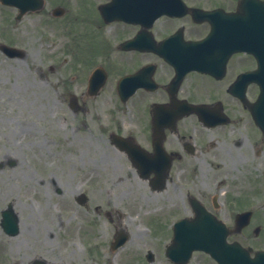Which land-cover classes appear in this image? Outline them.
Instances as JSON below:
<instances>
[{
    "label": "flooded vegetation",
    "instance_id": "1",
    "mask_svg": "<svg viewBox=\"0 0 264 264\" xmlns=\"http://www.w3.org/2000/svg\"><path fill=\"white\" fill-rule=\"evenodd\" d=\"M33 1L0 0V73L31 16L60 99L23 116L0 75V264H218L183 219L264 250V0Z\"/></svg>",
    "mask_w": 264,
    "mask_h": 264
},
{
    "label": "rangeland",
    "instance_id": "2",
    "mask_svg": "<svg viewBox=\"0 0 264 264\" xmlns=\"http://www.w3.org/2000/svg\"><path fill=\"white\" fill-rule=\"evenodd\" d=\"M3 11H5V9H0V14H2ZM2 21L3 17L0 15V25L2 24ZM19 31L23 32L24 46L26 47L27 53L24 56V59L18 61V64L21 68V72L17 76L18 79H16L14 75L10 76L11 72L13 74L14 72L12 71V68L10 66H6L3 61L5 69L2 70L0 75L1 77H4L6 79L10 76L12 81L10 82V84H6V81L2 82V89L8 87V90H14L18 93V97L20 99L19 113L21 115L30 116L33 112V109L37 108L39 115L42 114V117H46L49 113L51 104L53 103L52 95L48 96L46 94L47 90L49 89L50 91H53L55 93V96L59 99L60 97L57 88L53 89L49 82L47 83V81L40 78L41 76H39V73L36 71V69H43V64L39 61H34V58L47 59L51 57L52 54H48V51L45 49L44 44H42L38 40V37L39 35H41V33L35 30L33 18L31 16L26 17L25 20L20 24ZM54 34L56 43L57 41L64 43L68 38V36H66L64 33L57 32ZM61 49L62 46H60L59 44L56 49L53 50V52H58L56 58H61L63 56V52H60ZM0 58H2L1 54ZM17 80L19 83V89L14 87V81ZM90 153L93 154V152Z\"/></svg>",
    "mask_w": 264,
    "mask_h": 264
},
{
    "label": "water",
    "instance_id": "3",
    "mask_svg": "<svg viewBox=\"0 0 264 264\" xmlns=\"http://www.w3.org/2000/svg\"><path fill=\"white\" fill-rule=\"evenodd\" d=\"M198 240H197V242L199 243V244H201L202 246H203V248H205V249H207V250H210L209 249V246H208V242H209V240H208V238L207 237H202V236H199L198 238H197ZM252 263V262H251ZM251 263H248V264H251Z\"/></svg>",
    "mask_w": 264,
    "mask_h": 264
}]
</instances>
